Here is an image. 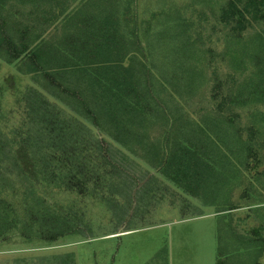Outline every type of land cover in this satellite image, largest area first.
I'll return each instance as SVG.
<instances>
[{
  "label": "trees",
  "instance_id": "trees-1",
  "mask_svg": "<svg viewBox=\"0 0 264 264\" xmlns=\"http://www.w3.org/2000/svg\"><path fill=\"white\" fill-rule=\"evenodd\" d=\"M138 3L0 0V59L16 64L39 87L25 93L35 97L27 113L36 123L34 134L16 130L18 147L5 154L23 175V188L9 183L14 169H0V239L13 238V231L27 242L84 235L85 214L77 201L48 202L49 195L37 191L42 182L45 192L102 191L115 208L126 207L114 201L117 194L133 207L116 158H126L122 150L189 195H206L205 203H215L228 184L220 170L238 173L232 154L240 155L250 172L264 161L259 152L264 147L259 140L264 135L259 108L264 105V0H227L220 6L218 21L229 29L223 52L199 48L198 30V38H192L195 21L181 9L163 7L147 19ZM254 24L261 31L245 36ZM223 60L242 71L247 62L253 64L250 81L242 84L230 73L225 91L218 73ZM208 92L212 103L193 108ZM2 161L0 156V166ZM46 260L76 264L74 253ZM17 264L42 263L19 259Z\"/></svg>",
  "mask_w": 264,
  "mask_h": 264
},
{
  "label": "rangeland",
  "instance_id": "rangeland-1",
  "mask_svg": "<svg viewBox=\"0 0 264 264\" xmlns=\"http://www.w3.org/2000/svg\"><path fill=\"white\" fill-rule=\"evenodd\" d=\"M226 1L139 0L138 8L147 19L163 7L166 10L173 8L176 12L181 9L195 21L192 38H198V30L203 39V43L198 40L199 48L214 46L215 51L223 52L229 29L220 24L218 13ZM259 31L261 25L254 24L245 36ZM218 65L225 91L231 87L230 84L225 86L229 81L228 74H234L242 84L249 82L253 75V64L249 62L245 64L248 69L243 71L228 60L219 61ZM233 86L238 87V82ZM35 87L39 88L31 75L20 73L16 64L0 59V156L3 160L0 169L10 167L15 170L8 177L9 183H15V190L23 188V175L17 166L12 168L5 154L11 147L14 154L18 147L20 137L17 138L16 130L34 134L36 123L32 124L27 117L35 106V97H26L25 93ZM38 90L48 101L57 103ZM210 95L208 92L204 100L200 99L201 104L195 101L193 108L207 105L209 101L212 103ZM259 108L264 111V105ZM37 128L43 135L45 128ZM259 140L264 144L263 134ZM111 148L117 153L113 145ZM234 152H238L237 147ZM259 152L264 156V147ZM120 153L126 156L124 160L118 155L116 158L126 173L123 177L127 176L126 191L133 207L127 197L117 194L114 201L124 202L126 207L124 210L115 208L103 197L102 191L80 195L51 188L48 191L52 193L45 192L46 184L42 182L37 191L42 197L48 194L45 196L48 202L68 205L77 201L80 213L85 214L84 235H71L52 243L27 242L13 231V238L0 239V264H17L19 259L47 264L46 259L68 253L75 254L76 264H264V161L250 172L242 166L238 159L240 155L232 154L231 160L237 162L238 173L220 170V178L228 184L215 198V203H205L206 195H189L145 161L134 158L125 150ZM27 188L30 190L31 185ZM113 190L120 192L116 188ZM12 191L7 190L10 200L14 195ZM12 203L18 206L15 199ZM126 226L129 231L125 230Z\"/></svg>",
  "mask_w": 264,
  "mask_h": 264
},
{
  "label": "crops",
  "instance_id": "crops-1",
  "mask_svg": "<svg viewBox=\"0 0 264 264\" xmlns=\"http://www.w3.org/2000/svg\"><path fill=\"white\" fill-rule=\"evenodd\" d=\"M127 231V230H126ZM129 231V230H128Z\"/></svg>",
  "mask_w": 264,
  "mask_h": 264
}]
</instances>
